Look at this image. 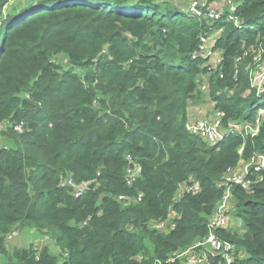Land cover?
<instances>
[{"label": "trees", "instance_id": "1", "mask_svg": "<svg viewBox=\"0 0 264 264\" xmlns=\"http://www.w3.org/2000/svg\"><path fill=\"white\" fill-rule=\"evenodd\" d=\"M232 1L206 20L158 0H34L14 11L0 0V123L12 142L0 145V252L19 226L47 234L58 254L17 247L14 264H163L207 235L227 169L264 153V87L249 77L252 53L264 57V0ZM215 31L217 68L193 57ZM206 95L224 125L257 133L227 130L208 144L188 131V109ZM127 156L141 166L131 184ZM67 177L87 183L78 196ZM256 180L232 189L243 232L216 231L234 244L231 264H264V170ZM182 183L199 190L176 198Z\"/></svg>", "mask_w": 264, "mask_h": 264}, {"label": "built area", "instance_id": "2", "mask_svg": "<svg viewBox=\"0 0 264 264\" xmlns=\"http://www.w3.org/2000/svg\"><path fill=\"white\" fill-rule=\"evenodd\" d=\"M213 1L214 0H205L204 2H200L198 0H187L188 7L185 8L184 11L190 15L202 17L206 20H212L217 19L226 7L231 11L235 8V3L232 0H222L225 5H220L218 9H213L209 7ZM233 21L236 22L234 18ZM218 35L219 32L215 31L209 36H200L199 46L194 52L193 57H206L209 60L215 57L213 60L216 66L214 67L217 68L221 62V51L213 49V45L215 38ZM258 69L260 73V82H262L264 79V61L260 63ZM249 77L251 86L254 87L257 92L261 91L264 84L261 85L259 83L254 85L251 83L250 73ZM207 88L208 84L201 86L202 90H206ZM222 118L223 113L220 110H213L211 115L204 118L194 121L187 120L185 127L191 133L201 137V139L208 144L219 142L224 137V133L227 130L250 133L251 135L256 134L258 131L257 127H253L250 123L239 122L236 120H230L224 125ZM256 121L258 122L259 118H257ZM238 153H242V147L238 150ZM127 159L129 164L125 169L126 182L127 184H131L139 176L141 166L140 164L133 163L130 156H127ZM262 170H264V153L252 154L247 160H241L236 167L227 169L226 174L219 183V186L223 190L222 198L207 219V235L196 240L186 248L174 251L168 256L166 262L163 264H231L234 259V244L227 239L221 238L216 231L219 228H226L228 224L227 222L230 215V204L228 203V200H231L235 205L232 193L233 187L238 186L241 189H249L251 184L257 181L256 176ZM62 184L73 186L71 193L74 196H78L87 186V183L74 185L70 177L64 179ZM198 190L199 187L196 183H182L178 186L176 198L180 197L184 192L195 193ZM140 197L141 195H138L136 199L138 200ZM120 198L127 199L126 196ZM174 215V212H170L167 220L153 223L154 227L160 230L166 228L168 219L171 220V217L173 218ZM169 226L174 227V222H170ZM158 264L162 263L159 262Z\"/></svg>", "mask_w": 264, "mask_h": 264}, {"label": "rangeland", "instance_id": "3", "mask_svg": "<svg viewBox=\"0 0 264 264\" xmlns=\"http://www.w3.org/2000/svg\"><path fill=\"white\" fill-rule=\"evenodd\" d=\"M34 0H9V3L7 5L10 10H17L19 6L25 7L29 4L33 3ZM160 2H168L173 5L178 6L179 8L185 9L188 7L187 0H158ZM200 2H204L205 0H198ZM211 3V2H210ZM220 5H225L222 0L213 1L209 7L213 9H218ZM215 59V57L213 58ZM209 60V64L214 67L216 64L214 63V60ZM53 60L56 62V64L60 67V70H65L71 68V65L69 64L67 58L62 54H57L53 57ZM264 61V57L258 52L252 53V61L250 62L252 65L249 68V73L251 76V83L254 85L257 84H264V79L262 82H260L259 77V65L260 63ZM215 68V67H214ZM80 70V69H78ZM210 74L202 75L201 77V86L208 84V79ZM207 93V92H205ZM210 99L205 96L204 100L202 102H199L197 104H192L188 109V120L194 121L201 118H204L206 116L211 115L213 111V106ZM6 123H0V145H11L12 142L9 141L5 136H3V130L6 127ZM228 203L230 204L229 209V218H228V224L226 228L230 227L232 229L238 230L240 233L243 232V226L242 222L239 218L233 215L234 213V204L231 200H228ZM28 245H33L38 248L41 246H47L51 253L58 254V250L56 245L54 244L53 240L45 233L39 232L37 229L32 227H15L14 230L6 236L5 238V251L2 253L0 252V264H14L13 258V250L17 247H26ZM61 264V260L60 263Z\"/></svg>", "mask_w": 264, "mask_h": 264}, {"label": "water", "instance_id": "4", "mask_svg": "<svg viewBox=\"0 0 264 264\" xmlns=\"http://www.w3.org/2000/svg\"><path fill=\"white\" fill-rule=\"evenodd\" d=\"M136 2V0H130V2H128V4H134Z\"/></svg>", "mask_w": 264, "mask_h": 264}]
</instances>
